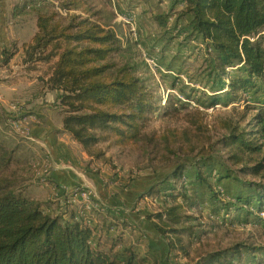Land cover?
Masks as SVG:
<instances>
[{
    "label": "trees",
    "instance_id": "trees-1",
    "mask_svg": "<svg viewBox=\"0 0 264 264\" xmlns=\"http://www.w3.org/2000/svg\"><path fill=\"white\" fill-rule=\"evenodd\" d=\"M46 1L51 9H45ZM28 3L36 6L38 30L25 45L23 62L31 70L39 64L51 65L43 87L59 93L55 108L62 116L64 132L89 157L101 158L104 153L95 155L91 150L109 142L121 150L142 147L152 161L178 163L139 197L164 200L160 211L145 214L167 243V256L160 262L143 255L137 246L124 244V232L109 238L111 245L103 251L100 243H93V227L80 216L79 209L65 203L63 210L59 206L61 212L52 215L44 203L23 195L4 175L16 149L0 144V264H175L178 256L189 258L190 247L207 233L204 224L189 213L200 207L206 193L214 204L213 213L223 207L254 226L264 225V99L251 107L242 96L262 93L264 97V0L173 2L185 4L181 15L189 20L188 35L208 42L212 49L208 78L219 93L208 96L204 106H235L231 115L217 116L213 124L207 122L205 109H174L166 115L174 113L172 117L181 121L182 127L162 134L146 131L158 110L154 92L137 74L147 63L132 57H126L125 62L116 60L131 49H123L117 32L102 21L101 11L89 0ZM156 20L166 29L165 16ZM1 56L0 63H7L10 50ZM241 103L245 108L237 109ZM216 153L224 157L223 173L208 171L207 162ZM197 157L203 161H180ZM234 168L258 181L240 180L233 176ZM231 180L238 182L239 188L234 190ZM214 182L228 183V202L216 191ZM83 190L78 188V192ZM92 201L95 210L104 215L107 234L118 225L124 230L134 227L98 200ZM262 258L264 247L242 243L209 252L196 264H262Z\"/></svg>",
    "mask_w": 264,
    "mask_h": 264
},
{
    "label": "rangeland",
    "instance_id": "rangeland-1",
    "mask_svg": "<svg viewBox=\"0 0 264 264\" xmlns=\"http://www.w3.org/2000/svg\"><path fill=\"white\" fill-rule=\"evenodd\" d=\"M39 1L43 2V0ZM89 2L97 11L102 12L100 17L104 23H112L114 20L113 18L116 17L115 14L113 15L114 10L117 9L114 2L111 0H89ZM47 3L45 9H51L52 6L49 4L50 2ZM131 4V0H124L122 5L118 7V10L128 11L127 9H129ZM141 4L148 8L155 9L157 14L162 12L159 0H143ZM175 13L177 15L174 16L172 20L168 19L171 27L168 33L164 27L158 24V20L151 18L139 20L138 23L140 24L142 32L138 33V42L134 41L133 35H131L128 28L126 29L122 25L115 28L119 38L122 40L123 49H131L128 52L125 51L121 56H116V60L125 62L126 57H132L135 61L142 62L144 60L142 51H146L148 55L157 59L159 65H161L160 68L162 71H166V73L160 72L156 76L147 64V67L140 68L137 71V74L145 80L146 85L152 89L157 100L158 110L152 115L146 130L149 133L156 131L162 134L167 132L168 129L182 127V122L172 117L174 113L166 115L167 112H173L174 109H181V111L205 109L207 112V122L213 124L217 116L231 115L232 106H235L232 105L228 108L222 106L206 108L204 106L203 103L207 104L208 96L219 93L216 92V88L213 87L212 79L208 78L212 49L209 47L208 42L195 37V35H188L189 20L182 17L178 12ZM35 28L34 22L33 24L29 22V25L23 29L28 33V37L24 38V34H22L17 37L20 41L17 39L14 42L15 45H13V50H10V55L12 52H20L17 53L18 56H16L17 54L15 55L16 58H14L13 61L14 68H12L11 64L7 69H0V82L5 83L9 81L5 80L4 77L8 75L16 76L18 73H20L19 78H23L24 80L23 82L25 84L19 87L21 90L20 92H14L13 85L10 83L3 84V86L0 87V91L6 93V98L13 100L14 103H21V101L28 102L36 96H39L38 86H30V82H32V80H38V85L43 87V80L50 73L51 65L43 63L31 70L28 69L23 62V48L27 44L25 42L29 41V38L35 32ZM123 29H125V31ZM17 67H19V69L15 74ZM230 72L233 74L236 71L230 70ZM242 96L249 101L250 105H252L251 107H255L257 101L262 102V99H264L262 93L256 95L247 93L242 94ZM245 105L246 104L241 103L240 105H236V107L237 109H244ZM56 113L55 117L58 120L61 114L58 112ZM14 122L12 114L6 110H4V112L0 111V144L5 145L9 149H16L12 163L5 171L4 175L13 181L14 186L22 191L23 195L25 194L35 200L39 198L38 201L45 204V210L52 215H56L58 212H61L59 206L62 207L63 210L65 205H60L58 197L56 196V191L49 190L48 187L44 185L46 177L47 183L49 184V176L47 175L50 171L48 164L43 162L44 154H42L38 147L28 143L24 138L25 136L21 134ZM91 151L95 155L99 152L104 153L99 159L92 157V161L98 164V166L96 165L93 167L97 172L100 173L104 168L109 172L110 177L104 180L105 186H114L115 184L118 188V190L114 192L115 194L112 195V197H117L119 203H117V206H120L113 209L115 214L118 213L117 215L120 217L128 216L136 223L135 228L126 229V232L123 233L125 235V238H123L124 244H128L132 240H140V235L143 234L139 228V225L142 223L141 221H143L141 218H143V216L145 217V214L160 211L163 206V198L149 197L129 200V198L123 197L121 200L118 196L121 192H125L126 190L136 191V187L140 192H143L140 195L144 194L157 180H162L168 176L178 162L173 161L172 163L163 164L160 162V159L152 161V156L147 155L142 147L121 150L111 146L109 142H101L92 148ZM223 159L224 157L220 153H216L212 158L210 157V160L207 162L208 171L213 169L223 173ZM181 160L189 164L198 161L201 163V161H203L200 157L180 159V161ZM238 169L239 168H234L232 172L233 176L245 182L258 181V179L253 177L239 174ZM44 170H47V172L45 173ZM230 182L232 183L230 186L234 187V190L235 188H239L238 182L232 180ZM226 184L228 183L223 182L219 184L216 182L215 189L221 193V198L225 202H228L229 198H226L225 192L228 188ZM208 195L209 194L206 193L205 200L200 199V207L198 206L197 208L189 210L190 214L194 215L198 218L200 223L204 224L207 233L202 237L199 243H195L190 247L189 258L186 259L178 256L179 258L173 261L175 264H196L209 252L224 250L233 244L245 243L252 247H264V225L254 226L250 223L252 221L245 222L238 217L239 215L232 212L227 213L225 209L223 210V207L219 212L213 213L214 208L212 205L214 204L210 201ZM33 196H35V198ZM71 206L75 207L78 211L81 205L77 203L71 204ZM217 209L218 207H216V210ZM120 211H123V215H121ZM89 216L94 220H98L97 217H103L104 215L93 210L90 212ZM261 217L264 218V213L261 214ZM237 218L240 220L237 221ZM97 225L100 224L98 223ZM105 229L99 230L100 233L98 234L100 236L93 241L95 245L97 242L100 243V248L103 249V251H106L104 248H109L112 241V239H110L108 247H105L104 242L109 240ZM123 230V227L118 225L117 230H113L112 235L116 237L123 232ZM262 264H264L263 258Z\"/></svg>",
    "mask_w": 264,
    "mask_h": 264
},
{
    "label": "crops",
    "instance_id": "crops-1",
    "mask_svg": "<svg viewBox=\"0 0 264 264\" xmlns=\"http://www.w3.org/2000/svg\"><path fill=\"white\" fill-rule=\"evenodd\" d=\"M29 1L31 0H0V59L5 50H11L13 48V45H15L14 42L17 39L19 40L17 37L22 34H24V38L28 37V33L23 29L29 25V22L32 24L34 22L36 28L34 34L29 38V41L25 43H29L37 33V18L33 11L36 6L31 3L27 4ZM122 2H124V0H117V3H115L117 9L114 10L113 15L115 14L116 17L113 18L114 20L109 24L115 31V28L120 25L124 26L126 29H130L128 24L119 21L118 16L120 15L134 14L135 26L140 32H142L140 24L138 23L139 20L143 18L156 20V17L162 15L165 16L167 20H172L173 10H178L180 8L172 3L169 12L162 8V12L157 14L155 9L148 8L141 4L143 0H131L132 4L129 6V9H127L128 11H121L118 10V7L122 5ZM170 28V22L168 21L165 30H170ZM123 30L125 31V29ZM23 50H25V47ZM17 53L20 52H12V58L7 63H0V69H7L11 64L12 68H14L13 61L14 58L18 56ZM22 58L24 59V53L22 54ZM18 69L19 67H17L15 74L18 72ZM19 76L20 73L16 76L8 75L4 77L5 80L9 81H6L5 83L0 82V87H2L3 84L10 83L13 85L14 92H20L21 90L19 87L21 85L23 86L25 83L23 82V78H19ZM31 85L38 86L39 96L28 101L33 104L28 103L27 101H21V103L23 102L22 104L25 109V115H23L24 117L22 118L21 125L29 130L28 137L24 138L28 143L40 149L42 154H44L43 162L48 164L50 170L47 175L49 176V184H44L45 187H48L49 190L54 192L56 191V193H60V195L63 194L64 191L71 193L75 189L83 187L91 192L92 198H95L102 205L106 206V208L114 212L113 209L120 207L117 206V197H112L118 188L115 184L114 186H105L104 180L110 177L109 172L105 170V168L101 170L100 173L97 172L96 169H93V167L96 165L98 166V164L95 161H92L93 158L89 157L86 151L76 143L68 133L64 132L62 116H60L58 120L55 117V114H57L56 112L60 113L55 108L59 93L57 91H51L44 89V87H40L38 85V80H32V82H30V86ZM6 96L5 92L0 91V111L4 112V110H6L11 114V105L14 104V101L6 98ZM136 189V191L126 190L125 192H121L118 197L121 198V200L123 197L129 198V200H136L139 198L140 194L143 193L140 192L137 187ZM33 197L35 198V196ZM36 199L39 200V198ZM120 213L123 215V211H120ZM123 217L128 219L135 228L136 223L133 219L128 216ZM97 218L98 220L93 219V222L91 223L95 235L94 240L100 236L98 234L100 233L99 230L104 229L103 222H101L103 217L99 216ZM141 219L143 221H141V224L139 223V228L143 234L140 235V240H132L128 244L137 246L143 255L148 254V256L156 258L160 262L164 261L168 253L166 241L158 236L152 222L147 221L144 216ZM96 223H99L100 225H97ZM112 232L113 230L108 234L109 238L115 237V235H112ZM123 232L125 233L126 230H123ZM123 238H125V235H123ZM104 244L105 246H108V240H106Z\"/></svg>",
    "mask_w": 264,
    "mask_h": 264
},
{
    "label": "built area",
    "instance_id": "built-area-1",
    "mask_svg": "<svg viewBox=\"0 0 264 264\" xmlns=\"http://www.w3.org/2000/svg\"><path fill=\"white\" fill-rule=\"evenodd\" d=\"M111 1L114 2V4L116 3V0H111ZM174 1L175 0H160V5L164 10H167L169 12V10L171 8V4ZM175 6L180 7V8L178 10H176V9L173 10V17L177 15L175 12H178V14H181L182 11L185 9V4H183V3L176 4ZM118 18H119V21L121 23L128 24L130 26L129 32L131 33V35H133L134 41L138 42L139 41L138 40V33L140 32V30L137 29V27L135 26L134 14L120 15V16H118ZM0 52H1V48H0ZM142 56H143L144 61L147 63V65L150 67L151 71L156 76L160 72L166 73V71H162V69L159 67L158 61L155 57L148 55L146 51H142ZM167 73H169V72H167ZM11 112H12L11 113L12 118L15 121L14 124L19 128V130L23 136L28 137L29 130L24 128L21 125L22 118L24 117L23 115H25L24 114L25 113L24 105L22 103L12 104L11 105ZM46 172H47V170L45 171V173ZM44 184L48 185L47 177H46V181H44ZM67 194H69L68 200H66ZM56 196L58 197L60 205H65V203L70 204V205L79 203V205H81L79 207L80 216L85 219V222L88 225H91L93 219H92V217L89 216V214H90V212H92L93 210L96 209V206L91 201L92 194L89 190L85 189L81 192H78V189H75L71 193H68L65 191L61 195H60V193L59 194L57 193Z\"/></svg>",
    "mask_w": 264,
    "mask_h": 264
}]
</instances>
